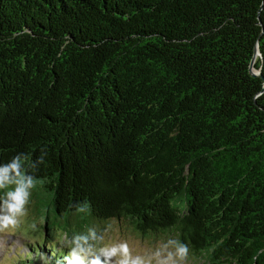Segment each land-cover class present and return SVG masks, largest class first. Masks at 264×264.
I'll use <instances>...</instances> for the list:
<instances>
[{
	"label": "trees",
	"instance_id": "trees-1",
	"mask_svg": "<svg viewBox=\"0 0 264 264\" xmlns=\"http://www.w3.org/2000/svg\"><path fill=\"white\" fill-rule=\"evenodd\" d=\"M13 163L41 184L46 237L128 221L198 264H264V0H0ZM53 241L39 264H79Z\"/></svg>",
	"mask_w": 264,
	"mask_h": 264
},
{
	"label": "rangeland",
	"instance_id": "rangeland-1",
	"mask_svg": "<svg viewBox=\"0 0 264 264\" xmlns=\"http://www.w3.org/2000/svg\"><path fill=\"white\" fill-rule=\"evenodd\" d=\"M258 57L260 56L258 55L256 60ZM253 71L256 74L260 72L256 69ZM24 183L28 185V182L24 181ZM40 189L41 184L37 182H32L31 185L25 187L27 195L25 197L26 203L22 209L23 215L19 217L18 223L14 227L0 232V264H39L35 259V250L38 252V243H44L45 238L49 242L54 240L55 244H57L56 242L63 244L66 241L68 249H76L74 256L78 258L76 260L79 264H92V261L97 258L104 261V264H118L116 256L111 257L108 261L102 255L101 249L109 245L126 244L130 260L139 257L145 261V264H158L160 260L167 258L168 252L175 251V244L170 243V241H177L176 235L172 233L140 235L132 230L128 221L111 220L97 240H89L88 242L83 241L85 237L90 235L88 232L87 236H78L77 243L75 240L74 242L69 239L66 240L59 231L55 232L52 237H46L48 232L44 226V219L39 217L43 214L45 216L46 213L45 197H42L39 192ZM3 209L4 200L0 198V214H4ZM37 209L39 215L36 214ZM67 229L68 227L63 228L62 232L64 233ZM90 231L94 232L93 229ZM44 233L46 234L43 235ZM89 239H93V235H90ZM80 248L85 249V251H79ZM187 264H198V260L189 253Z\"/></svg>",
	"mask_w": 264,
	"mask_h": 264
},
{
	"label": "clouds",
	"instance_id": "clouds-1",
	"mask_svg": "<svg viewBox=\"0 0 264 264\" xmlns=\"http://www.w3.org/2000/svg\"><path fill=\"white\" fill-rule=\"evenodd\" d=\"M18 168V163H13L10 167L0 168V189L5 187L10 188L12 183L20 185L15 189L8 190L6 193L7 199L4 200V214H0V232L6 231L18 223L19 217L23 215L22 209L26 203L25 197L27 193L25 187L32 184V181L29 179L28 185H25L24 178L20 175ZM10 172H16L18 179L15 181L9 180ZM170 243L175 244V251L168 252L167 258L160 260L158 264H187L189 255L188 245L178 241H170ZM79 251L83 252L85 249L80 248ZM101 252L108 261H110L111 257L116 256L118 264H145V261L139 257L130 260L126 244H120L119 246L109 245L102 248ZM73 254H76L75 248L73 249ZM92 264H104V261L97 258L92 261Z\"/></svg>",
	"mask_w": 264,
	"mask_h": 264
},
{
	"label": "water",
	"instance_id": "water-1",
	"mask_svg": "<svg viewBox=\"0 0 264 264\" xmlns=\"http://www.w3.org/2000/svg\"><path fill=\"white\" fill-rule=\"evenodd\" d=\"M257 50H258V47L256 48V51H255V55H254V57H253V59H252V61H251V65H250V71H251V73H252V75L253 76H258L259 75V73L258 74H256V73H254V65H255V63H256V52H257ZM259 54V56H261V53L259 52L258 53Z\"/></svg>",
	"mask_w": 264,
	"mask_h": 264
},
{
	"label": "bare ground",
	"instance_id": "bare-ground-1",
	"mask_svg": "<svg viewBox=\"0 0 264 264\" xmlns=\"http://www.w3.org/2000/svg\"><path fill=\"white\" fill-rule=\"evenodd\" d=\"M258 53H259V50H257V52H256V58H257V56L259 55ZM255 61H256V60H255Z\"/></svg>",
	"mask_w": 264,
	"mask_h": 264
}]
</instances>
